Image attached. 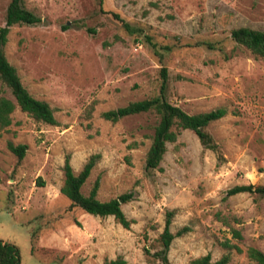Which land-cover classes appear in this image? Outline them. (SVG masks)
<instances>
[{
    "label": "rangeland",
    "instance_id": "1",
    "mask_svg": "<svg viewBox=\"0 0 264 264\" xmlns=\"http://www.w3.org/2000/svg\"><path fill=\"white\" fill-rule=\"evenodd\" d=\"M11 0H0V26ZM41 19L10 28L4 52L28 92L54 110L57 125L36 122L17 107L0 133V240L18 248L21 264H161L166 213L173 240L170 264L210 254L228 264H254L246 251L264 253V199L226 197L238 185L264 186V58L235 43L230 32H264V0H23ZM67 27L66 29L64 27ZM89 30H94L91 33ZM188 114L225 108L206 130L225 162L205 150L190 130L178 132L159 169L145 159L159 115L146 112L117 122L101 114L161 96ZM0 97L15 103L0 81ZM8 143L26 145L24 158ZM100 159L81 188L99 178L97 198L134 191L122 205L129 229L114 217H95L60 193L64 161L81 171ZM241 232L233 238L231 229ZM238 246L228 250L222 243Z\"/></svg>",
    "mask_w": 264,
    "mask_h": 264
},
{
    "label": "trees",
    "instance_id": "2",
    "mask_svg": "<svg viewBox=\"0 0 264 264\" xmlns=\"http://www.w3.org/2000/svg\"><path fill=\"white\" fill-rule=\"evenodd\" d=\"M41 19L33 12L27 10L23 5V0H11L6 9L5 24L0 26V81L10 90L15 99L11 100L0 97V133L9 127L12 123L11 114L18 107L21 112L26 113L36 122L55 126L57 121L54 116V110L44 101L33 97L23 86L15 67L7 60L4 47L7 43V36L10 28L14 25H36ZM67 28L66 26L64 27ZM94 33V30H89ZM231 39L246 47L256 57L264 58V32L240 27L231 30ZM162 84L160 88L161 96L129 103L127 106L109 110L101 114L102 118L117 122L122 118L137 115L141 113L154 111L159 115V121L154 128L151 145L147 151L145 159V168L147 171L159 169L167 150V144L175 142L178 132L190 130L196 134L200 144L205 150L212 151L218 161V165L225 162L218 143L207 132V126L227 115L225 108L199 113L188 114L180 107L171 104L164 97L167 86V71L162 69ZM8 149L17 157L18 163L24 158L27 146L14 145L8 143ZM100 159L99 154L91 155L79 173H75L70 163V157L67 156L64 161L63 171L65 175L64 184L60 189L61 195L70 201L71 208H78L86 214L95 217H114L115 221L123 228L129 229L132 220H129L122 210V205L135 199V192L129 191L108 201H100L97 198L100 181L97 178L93 187L87 196L81 192L82 186L90 176L92 169ZM240 193H248L260 199H264V186L238 185L227 190L226 197L234 196ZM175 211L166 213L165 227L158 238L159 249L148 254L161 264H170L168 253L173 240L181 237L191 231L190 226H184L176 233L170 229ZM233 238L241 240V232L237 229H231ZM222 245L228 250L235 249L241 252V249L231 244L230 240H225ZM248 259L254 264H264V253L257 248L250 247L246 251ZM231 260V253L228 251L218 260H213L210 254L200 256L189 260L186 264H228ZM124 260H108L105 264H124ZM0 264H21L19 250L16 246L5 243L0 240Z\"/></svg>",
    "mask_w": 264,
    "mask_h": 264
}]
</instances>
